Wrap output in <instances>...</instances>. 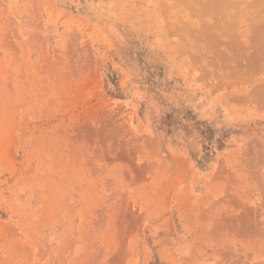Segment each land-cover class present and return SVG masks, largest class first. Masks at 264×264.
Wrapping results in <instances>:
<instances>
[{
    "label": "rangeland",
    "instance_id": "1",
    "mask_svg": "<svg viewBox=\"0 0 264 264\" xmlns=\"http://www.w3.org/2000/svg\"><path fill=\"white\" fill-rule=\"evenodd\" d=\"M263 45L264 0H0V264H264Z\"/></svg>",
    "mask_w": 264,
    "mask_h": 264
},
{
    "label": "bare ground",
    "instance_id": "2",
    "mask_svg": "<svg viewBox=\"0 0 264 264\" xmlns=\"http://www.w3.org/2000/svg\"><path fill=\"white\" fill-rule=\"evenodd\" d=\"M210 1H212V0H210ZM220 2H221V1H220ZM210 3H211V2H210ZM207 4H208V3H207ZM211 5H212V3H211ZM214 5H216V3H215ZM216 6H217V5H216ZM215 8H216V7H215ZM263 46H264V45H263ZM150 164H151V163H150ZM149 166H150V165H149ZM99 171H100V170H99ZM98 176H99V175H98ZM52 180H53V179H52ZM60 185H61V184H60ZM63 188H64V187H63ZM63 199H64V198H63ZM230 199H231V198H230ZM223 201H224V200H223ZM225 203H226V202H225ZM62 207H63V206H62ZM107 207H108V206H107ZM59 208H60V207H59ZM73 208H74V207H73ZM52 209H53V208H52ZM104 209H105V208H104ZM50 211H51V210H50ZM53 211H54V210H53ZM73 211H74V210H73ZM224 211H225V210H224ZM58 212H59L58 208H57V209L55 208V212H54L55 215H53L54 218H53L52 224H53V227H54V228H58V229H60L61 227L59 228V226H60L61 223H63V222L61 221V223H60V220H61L62 218L59 217ZM95 212H96V211H95ZM99 212H100V211H99ZM78 213H79V212H78ZM93 213H94V212H93ZM100 213H102V212H100ZM51 215H52V214H51ZM65 216H66V215H65ZM50 217H51V216H50ZM103 218H104V217H103ZM103 218H102V219H103ZM237 218H238V217H237ZM239 218H240V216H239ZM65 219H66V218H65ZM102 219H101V221H102ZM105 219H106V218H105ZM225 219H226V218H225ZM73 221H74V220H73ZM108 221H109V220H108ZM240 221H241V220H239V222H240ZM241 222H242V221H241ZM241 222L239 223V225H242V226H243L244 223L242 222V224H241ZM59 223H60V225H59ZM227 223H229V222H227ZM235 223H236V222H235ZM63 224L65 225V222H64ZM74 224H75V223H74ZM98 224H99V223H98ZM221 224H222V223H221ZM230 224H231V223H230ZM233 224H234V223H233ZM58 225H59V226H58ZM227 225H228V224H227ZM245 225H248V224H245ZM245 225H244V226H245ZM73 226H74V225H73ZM89 226H90V225H89ZM100 226H101V225H100ZM232 226H233V228H234V225H232ZM244 226H243V227H244ZM62 227H63V225H62ZM74 227H75V226H74ZM237 227H238V226H237ZM239 227H240V226H239ZM62 229H63V228H62ZM230 229H231V228H230ZM98 230H99V229H98ZM236 230H237V228H236ZM236 230H235V231H236ZM53 231H54L55 234L58 233V232H57V229H54ZM64 231H65V229H64ZM64 231H63V233H64ZM73 231H74V230H73ZM232 231H233V230H232ZM238 231H240V229L237 230L236 232H238ZM61 232H62V231H61ZM87 232H88V231H87ZM96 232H97V231H96ZM213 232H214V231H213ZM236 232H235V233H236ZM211 233H212V232H211ZM56 235H57V234H56ZM56 235H55V236H56ZM67 235H68V234H67ZM87 235H88V233H87ZM68 237H69V236H68ZM52 242H54V241H52ZM58 242H59V241H58ZM55 243H56V242H55ZM95 243H96V242H95ZM59 245H60V244H59ZM90 249H91V248H90ZM107 249H108V248H107ZM119 249H123V248L121 247V248H119ZM118 251H119V250H118ZM120 251H121V250H120ZM123 251H124V250H123ZM98 252L100 253V251H98ZM93 253H94V252H93ZM96 254H97V253H96ZM96 254H95V255H96ZM113 254H114V253H113ZM118 254H120V253L118 252ZM97 255H98V254H97ZM115 255H117V254H115ZM115 255H114V256H115ZM121 255H122V253H121ZM121 255H118V256L121 257ZM112 257H113V256H112ZM122 257H123V256H122ZM105 258H106V257H105ZM113 258H114V257H113ZM99 259H100V258H99ZM104 260H105V259H104ZM110 260H111V259H110ZM114 260H115V259H114ZM92 261H93V260H92ZM94 261H95V260H94ZM101 261H102V260H101ZM111 261H112V260H111ZM56 262H57V261H56ZM74 264H75V263H74ZM83 264H85V262H84ZM93 264H94V262H93ZM99 264H100V263H99ZM118 264H119V263H118ZM235 264H236V263H235Z\"/></svg>",
    "mask_w": 264,
    "mask_h": 264
},
{
    "label": "crops",
    "instance_id": "3",
    "mask_svg": "<svg viewBox=\"0 0 264 264\" xmlns=\"http://www.w3.org/2000/svg\"><path fill=\"white\" fill-rule=\"evenodd\" d=\"M208 214V213H207ZM211 214V213H210ZM200 215H202V212L200 213ZM203 215H204V213H203ZM205 215H206V213H205ZM246 215H248V213L246 212ZM206 217H207V215H206ZM238 219H239V217H238ZM182 223V222H181ZM227 225V224H226ZM241 230H243V227L240 229V231ZM239 232V231H238Z\"/></svg>",
    "mask_w": 264,
    "mask_h": 264
}]
</instances>
